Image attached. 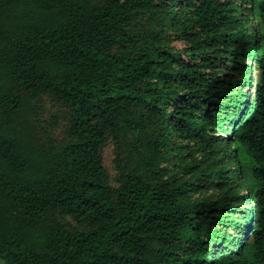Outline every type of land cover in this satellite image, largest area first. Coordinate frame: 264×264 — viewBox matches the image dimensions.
<instances>
[{"label": "trees", "instance_id": "trees-1", "mask_svg": "<svg viewBox=\"0 0 264 264\" xmlns=\"http://www.w3.org/2000/svg\"><path fill=\"white\" fill-rule=\"evenodd\" d=\"M237 13L252 15V33L229 29ZM256 16L264 0H0V264H264ZM46 93L66 103L71 142L48 145L24 126L25 105ZM174 132L228 140L251 219L235 254L221 245L241 225L232 198L184 199L194 183L164 177ZM228 178L211 169L197 184Z\"/></svg>", "mask_w": 264, "mask_h": 264}, {"label": "rangeland", "instance_id": "rangeland-1", "mask_svg": "<svg viewBox=\"0 0 264 264\" xmlns=\"http://www.w3.org/2000/svg\"><path fill=\"white\" fill-rule=\"evenodd\" d=\"M242 1L245 2L246 0ZM233 7L235 8V5ZM248 16L252 15L237 13L229 29L236 30L238 25L241 24L240 30L243 35L252 33L253 28L249 22V18H247ZM256 20L259 32L264 33V21L258 16H256ZM138 23H141V21L139 20ZM164 31L167 34L165 40L168 43L177 46L182 45L181 41H177L171 36L173 33L171 27L166 26ZM254 74L255 77L259 78L260 74L258 70ZM232 98L236 100L238 94L232 95ZM24 108L23 124L24 126H28L40 141L48 145H60L71 142V139L66 134L68 122L65 120V117L68 108L64 101L46 93L39 96L36 100L27 102ZM231 152L232 149L229 146L228 140L222 138V136L209 135L207 143L204 144L194 137L182 139L174 132L172 144L162 157L165 168L163 175L165 178L170 177L177 183L186 181L194 183L186 187L184 199L200 201L228 197L232 198L231 203L237 205L235 214L241 225L232 231L222 230L223 234L226 235L225 239L229 241L221 244H226L225 253L223 254L225 256L235 254L246 241L245 226L251 220L247 214V209H250V207L247 205L248 203H244V198L240 197L244 190L241 187L242 183L236 176L237 171L234 167L235 158L231 156ZM102 153L109 181L112 185L118 187L120 185L118 182L120 173L116 163L117 147L110 133L106 137ZM188 166H192V168L188 169ZM211 169L225 170L226 174H230L229 180L221 179V182H224L226 186L224 189H220L219 186H202L201 184H197L199 175ZM68 220L72 226L78 227L71 217H68ZM214 252L215 248L210 251L211 255H214Z\"/></svg>", "mask_w": 264, "mask_h": 264}]
</instances>
